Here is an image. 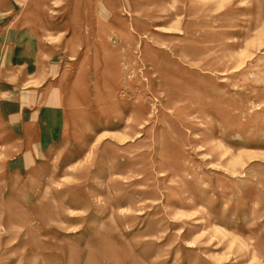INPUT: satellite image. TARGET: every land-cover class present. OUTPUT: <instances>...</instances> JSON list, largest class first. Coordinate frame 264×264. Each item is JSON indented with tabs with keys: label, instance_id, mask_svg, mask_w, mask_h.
Here are the masks:
<instances>
[{
	"label": "rangeland",
	"instance_id": "obj_1",
	"mask_svg": "<svg viewBox=\"0 0 264 264\" xmlns=\"http://www.w3.org/2000/svg\"><path fill=\"white\" fill-rule=\"evenodd\" d=\"M38 86L0 264H264V0H0V104Z\"/></svg>",
	"mask_w": 264,
	"mask_h": 264
},
{
	"label": "crops",
	"instance_id": "obj_2",
	"mask_svg": "<svg viewBox=\"0 0 264 264\" xmlns=\"http://www.w3.org/2000/svg\"><path fill=\"white\" fill-rule=\"evenodd\" d=\"M22 94L23 101L20 100V103L18 104H14L13 101L9 102L7 97H4L6 99L1 101L0 122L6 123L7 127H9V123L16 121H29V123L40 122L43 119L42 116H44L45 114L49 116L50 109L57 105V92L52 91L48 98L46 95V87L38 86L23 90ZM30 103H33L35 105L32 107L26 105ZM48 105L50 106L49 108ZM36 108L38 109L37 112L35 111ZM25 112H28L30 117H26L27 114ZM31 117H33L34 119H32ZM39 117L41 120H38Z\"/></svg>",
	"mask_w": 264,
	"mask_h": 264
}]
</instances>
